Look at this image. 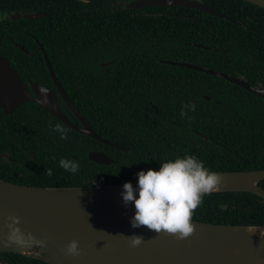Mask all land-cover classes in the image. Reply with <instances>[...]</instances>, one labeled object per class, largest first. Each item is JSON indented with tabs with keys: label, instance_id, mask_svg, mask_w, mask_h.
<instances>
[{
	"label": "trees",
	"instance_id": "1",
	"mask_svg": "<svg viewBox=\"0 0 264 264\" xmlns=\"http://www.w3.org/2000/svg\"><path fill=\"white\" fill-rule=\"evenodd\" d=\"M132 1L0 0V10L65 9L58 19L10 20V27L0 16V56L27 86L34 82L55 91L49 76L22 74L36 65L29 63L39 50L33 39L42 42L50 60L58 51L71 65L64 70L75 72L56 75L67 98L96 134L127 150L81 135L26 102L10 115L0 110V179L40 188L118 185L185 154L214 172L264 170V99L215 76L162 63L187 62L264 88V9L243 0H198L231 23L181 7L127 8ZM69 8L77 12L71 16ZM38 67L46 72L44 64ZM189 102L196 110L182 117ZM60 107L72 120L71 111ZM56 124L68 130V139L52 130ZM89 152H103L113 163L95 164ZM62 157L78 161L79 171L62 169ZM259 186L264 190V181ZM192 220L264 226V200L251 193H211ZM0 264L46 263L1 253Z\"/></svg>",
	"mask_w": 264,
	"mask_h": 264
},
{
	"label": "water",
	"instance_id": "2",
	"mask_svg": "<svg viewBox=\"0 0 264 264\" xmlns=\"http://www.w3.org/2000/svg\"><path fill=\"white\" fill-rule=\"evenodd\" d=\"M243 1L264 9V0ZM150 7L193 9L235 23L198 0H135L127 6L133 9ZM21 17L29 20L41 15L16 14L12 19ZM162 63L215 76L264 99V88L251 87L240 78L187 62ZM47 67L57 95L77 123H71L60 110L53 90L46 88L48 103H43L40 89L45 87L34 82L27 86L11 69L8 60L0 56V110L4 115H10L22 104L31 102L73 131L127 152L124 147L93 131L67 98L48 63ZM4 157L8 158L7 155ZM88 160L104 166L113 163L103 152H89ZM216 173L221 180L212 193H251L264 200V190L259 186L264 181V170ZM131 183L136 186V181ZM121 191V183L86 188H40L0 179V254H18L46 264H264V226H253L254 231L249 232L250 226L214 225L192 220L194 232L185 239H176L165 232L156 234L147 226L132 228L129 217L134 213V206L131 202L127 207L123 205ZM9 216L19 218L16 225L20 229L19 240L10 238L6 224ZM28 234L43 240L45 246L41 248L29 241ZM133 234L142 236L144 242L136 247L130 246ZM72 240H76L82 250L79 256L66 253V245Z\"/></svg>",
	"mask_w": 264,
	"mask_h": 264
},
{
	"label": "clouds",
	"instance_id": "3",
	"mask_svg": "<svg viewBox=\"0 0 264 264\" xmlns=\"http://www.w3.org/2000/svg\"><path fill=\"white\" fill-rule=\"evenodd\" d=\"M40 93L42 102L48 103L47 89L41 88ZM195 110V103L189 102L183 105L180 115L188 117L189 112ZM52 130L59 133L61 140L68 139V130L63 126L56 124ZM58 163L71 174L78 172L80 168L79 162L70 158L62 157ZM47 174L51 176L52 170L47 169ZM135 176L136 186L133 187L130 181H126L122 184L120 193L125 207L129 202L134 206V213L129 217L131 227L147 226L156 234L165 232L174 235L176 239H185L194 232V210L202 204L205 195H210L218 188L221 180L220 176L206 167L198 157L187 154L163 160L155 170L141 169ZM18 223L19 218L16 216L6 218L10 238L17 240L20 234V229L16 226ZM248 231H254V227L250 226ZM28 240L41 248L45 246L43 240L36 239L31 234H28ZM143 242L144 238L140 235L130 236L132 247ZM81 251L76 240L66 245L68 255L79 256Z\"/></svg>",
	"mask_w": 264,
	"mask_h": 264
},
{
	"label": "flooded vegetation",
	"instance_id": "4",
	"mask_svg": "<svg viewBox=\"0 0 264 264\" xmlns=\"http://www.w3.org/2000/svg\"><path fill=\"white\" fill-rule=\"evenodd\" d=\"M126 8V7H125ZM108 8H104V10H107ZM114 10V9H112ZM63 11H65V9L61 10V9H58V8H47L46 11H39V10H31L30 12H27V9H23L22 11H19V10H14V11H9V10H0V16L2 17L3 21H6V25L7 27H10L11 24L7 21H16V20H21V19H24L23 17H21L20 19H12L13 16H16V14H19L20 16H24V15H32V14H39L41 15V17L37 18V19H48V20H54V19H58V16L59 15H63L61 13H64ZM66 11H68L67 13L70 14L71 16L73 15V13L77 12V9L76 8H69L67 9ZM25 20H28V19H25ZM29 20H36V19H29ZM44 33H47L46 30H43ZM29 37L32 38V35H29ZM47 39H43V42H46ZM33 41L35 42V44L37 45L38 47V55H34L32 58L33 59H30L29 60V63H36V65L34 66H31L32 68L34 69H31V70H26L27 72L23 73L22 76L23 77H29V78H33V77H38V76H49L51 78V75H50V71L47 67V63L50 65L51 67V70L52 72L54 73L53 69H59L60 72H58L57 74L54 73L55 77L56 75L57 76H70L72 74L75 75V72L74 71H66L64 69L66 68H71V65H70V62L68 60H64V56H62L58 51H57V54L56 55V59H52L50 60L47 53H46V49L44 48L43 44L41 41H38V40H35L33 39ZM14 47L18 48L20 51L26 53L28 56H31L30 52H28L26 49H24L22 46L18 45L17 43H14V42H10ZM51 48V47H50ZM23 49V50H22ZM52 49V48H51ZM55 50H59L58 48H56ZM2 57H5V56H2ZM45 57L47 58V61L45 59ZM7 60L8 58L5 57ZM9 62V60H8ZM27 63V61H26ZM39 64H44L45 65V68H46V72L43 71L40 67H38ZM9 65H10V62H9ZM11 69L13 71H15L12 66L10 65ZM17 73V72H16ZM18 75V74H17ZM19 76V75H18ZM52 79V78H51ZM57 95V92L54 91ZM58 97V106L60 107L61 104H64V106H66V104L61 100V98L57 95ZM67 107V106H66ZM60 110H61V107H60ZM67 117V116H66ZM68 118V117H67ZM69 120V119H68ZM71 123L74 122V123H77L76 119L73 117L72 120H69ZM173 123V122H172ZM80 126V125H79ZM195 134H197L195 132Z\"/></svg>",
	"mask_w": 264,
	"mask_h": 264
}]
</instances>
